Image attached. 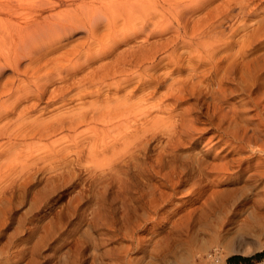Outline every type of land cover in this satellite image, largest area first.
Returning <instances> with one entry per match:
<instances>
[{
    "label": "bare ground",
    "instance_id": "bare-ground-1",
    "mask_svg": "<svg viewBox=\"0 0 264 264\" xmlns=\"http://www.w3.org/2000/svg\"><path fill=\"white\" fill-rule=\"evenodd\" d=\"M213 128L247 160L264 155V0H0V210L38 175L79 181L109 194L99 223L133 238L184 185L204 193L193 212L217 241L194 262L222 264L245 253V236L220 244L248 217L211 190L218 168L197 147ZM55 232L29 247L31 264Z\"/></svg>",
    "mask_w": 264,
    "mask_h": 264
},
{
    "label": "rangeland",
    "instance_id": "rangeland-1",
    "mask_svg": "<svg viewBox=\"0 0 264 264\" xmlns=\"http://www.w3.org/2000/svg\"><path fill=\"white\" fill-rule=\"evenodd\" d=\"M171 36L156 39L164 42L165 38ZM239 100L235 102L239 103ZM169 102L167 101L172 104V101ZM181 106L186 107L180 105V109L176 110L181 111ZM250 110L249 115L255 116L257 112L254 108L250 107ZM215 132V128L208 129L197 149H202L207 162L218 168L209 177L213 182V185L210 184L212 189L209 187L205 192L227 189L223 193L239 198L240 211H246L248 226L246 222L235 224L229 231L227 241L220 244L221 254H226L227 247L235 243V236L247 237L248 240L242 245L245 253L226 254L222 263L237 264L235 261L229 263V259L239 256L250 258L264 251V165H261V177L256 180L245 177L248 171L260 166L258 162L264 163V155L247 160L249 152L239 154L224 142L215 143L221 140L219 132ZM209 137L211 142L207 143ZM85 154L87 155L86 152ZM98 159L91 162V166L102 160ZM224 162L230 167L225 166ZM246 162H250L249 165ZM224 167L229 171L224 170ZM188 188L183 185L173 188L174 191L167 189L171 194L178 193L162 204L155 216L157 219L136 229L133 238H129L123 231H117L103 221L99 223L98 219L104 218L103 199L109 197L102 187L84 191L79 181L55 186L44 183L43 177L38 175L27 185L20 200L13 201L0 210V223L2 219L5 222L4 225L0 224V264H31L29 247L34 246L41 235H50L53 230L56 232L48 245L40 248L41 254L36 258L38 264H121L114 258L116 256L121 259L126 253L128 260H134L132 264H195L197 254L205 253L200 250L212 254L217 241L212 240L213 236L207 225L210 222L206 221L204 214L193 212L204 193L194 195L190 192L191 188ZM242 188L245 189V196H240ZM172 225L173 231L169 233ZM238 264H264V257Z\"/></svg>",
    "mask_w": 264,
    "mask_h": 264
},
{
    "label": "trees",
    "instance_id": "trees-1",
    "mask_svg": "<svg viewBox=\"0 0 264 264\" xmlns=\"http://www.w3.org/2000/svg\"><path fill=\"white\" fill-rule=\"evenodd\" d=\"M261 257H264V251L254 255L253 257H250V258H244V257H240V256L239 257H232V258L229 259L230 260L229 263L231 261H235L237 264L238 263H249L253 259H258V258H261Z\"/></svg>",
    "mask_w": 264,
    "mask_h": 264
}]
</instances>
